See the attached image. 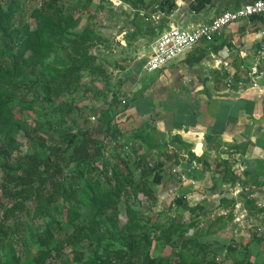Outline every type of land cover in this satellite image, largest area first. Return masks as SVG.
I'll return each instance as SVG.
<instances>
[{
    "label": "trees",
    "instance_id": "1",
    "mask_svg": "<svg viewBox=\"0 0 264 264\" xmlns=\"http://www.w3.org/2000/svg\"><path fill=\"white\" fill-rule=\"evenodd\" d=\"M92 2L80 6L65 0H0V264H223L207 239L227 227L233 210L217 216L215 229L198 227V218L208 215L214 202L191 205L177 198L183 212L154 224V231L137 230L134 215L129 225L118 227L116 209L122 196L115 183L122 173L111 164L114 151L105 157V139L115 141L122 161L130 160L131 152L138 154L139 147L130 152L121 143L128 127L116 122L112 104L101 110L95 126L87 119L73 120L70 128L59 126L72 111L62 98L82 88L85 72H106L92 52L101 39L96 23L81 26L82 13ZM111 4L102 0L98 10L110 11ZM119 100L118 93L112 95V102ZM29 111L50 118L29 120ZM20 133L31 143L29 153L19 154ZM138 168L143 180L161 171L158 164ZM219 171L224 179L233 175L231 170ZM141 190L150 198L159 193L144 184ZM256 202L245 197L250 209L264 211ZM236 203L228 192L217 207ZM105 223L112 232L107 230L110 239L102 241L101 252L89 240L98 239L94 235ZM82 243L88 244V255ZM154 243L170 246L172 254H154ZM218 246L238 250L226 243ZM239 252L234 264H264L262 248L254 259L248 243Z\"/></svg>",
    "mask_w": 264,
    "mask_h": 264
},
{
    "label": "crops",
    "instance_id": "2",
    "mask_svg": "<svg viewBox=\"0 0 264 264\" xmlns=\"http://www.w3.org/2000/svg\"><path fill=\"white\" fill-rule=\"evenodd\" d=\"M253 1L145 0L133 6L124 0L119 7L126 12L117 28L132 42L149 41V56L152 44L171 26L191 29ZM254 65L263 71L258 88L247 83L229 89L222 83L225 73L243 74ZM127 75L121 73L118 82L132 107L118 123L128 127L125 134L137 131L132 129L138 124H153L154 138L166 148L157 160L161 173L155 176L183 186L191 205L205 200L214 202L210 209L217 215L238 209L250 218H263L264 211L250 209L245 197L264 207V13L231 23L212 41L198 42L164 68L148 71L143 66ZM138 88L146 90L137 94ZM119 98L126 100L124 95ZM147 134L138 138L142 145L150 153H161L162 145ZM223 169L233 175L224 179ZM228 192L237 203L217 207Z\"/></svg>",
    "mask_w": 264,
    "mask_h": 264
},
{
    "label": "rangeland",
    "instance_id": "3",
    "mask_svg": "<svg viewBox=\"0 0 264 264\" xmlns=\"http://www.w3.org/2000/svg\"><path fill=\"white\" fill-rule=\"evenodd\" d=\"M65 1L79 3L80 6H82L87 0ZM101 4L102 0H93L92 4H90L82 13L81 26L88 22L96 23L97 26L95 29L96 32L100 34L101 39L93 46L92 52L97 56L98 62L103 65L106 72L102 75H92L85 72L82 88L62 98L63 102H69L72 111L59 124L61 128H70L73 120L79 119H87L89 124L95 126L99 123V114L101 110H107L108 106L111 104L114 119L116 122H120V120L127 115V110L132 107V99H130L131 97H129L127 93L123 92L124 89L118 82V78L124 71H126L128 74L127 76H129L134 74V72H137L139 68H143L149 54V41L146 40L135 43V41H131L132 38L128 37L125 31L119 33L120 30L117 28L118 20L122 19L121 16L126 11L123 7H118L119 10L112 9L113 11L110 9V11L106 9L99 11L98 7ZM106 6L109 7V4ZM103 22H107V24L104 26L100 25L103 24ZM228 76H230V74L225 73L221 80L226 87H228L226 85ZM246 80H248L246 78V72L243 74L235 73L232 79V87H237L239 86L240 81L246 82ZM143 81L145 82V78H142V83ZM142 89L144 88H138L136 93L138 94ZM144 90H146V88ZM113 92L118 93L119 96L124 95L127 103H123L120 101L121 99L118 102H112ZM28 114L29 120H32L35 116H38L40 120L50 118L46 115L39 116L32 111H29ZM94 116L96 117L93 118ZM150 124L145 126H139L138 124L139 127H134L132 130L138 131L141 127H143V130H139V132L131 131L124 135L121 140V143L125 142L127 144L128 147H126V150L130 152L135 146L139 147L140 154L138 153V158L134 157V154L131 153L130 160L122 161L120 159L121 157L118 156L120 148L113 147L115 141H112V138L110 139V137L105 139V142L107 140V143L109 142V145L106 143L105 151L107 152L105 153V157L108 156V153L111 154L114 151L116 155H114L113 159L116 160H111V164H116L122 173L119 175L118 179H116L115 183L119 185V193L122 196L121 201L117 205V217L115 218L119 228H123L122 226L125 224L129 225V217L134 215V220L136 222L135 225L138 227L137 230L154 231V224L166 223L169 221V218L177 216L179 213L183 212L181 208L177 207L175 199L184 198L190 203L189 199H191V196L187 197L188 193L184 192L183 186L178 185L177 183L175 184L174 181L170 182L169 179V181L167 180V182L163 183L164 181L161 182L163 179L156 177L155 174L153 178L152 175L144 180L141 178L140 170L142 168H138V165L145 166L148 164L150 167L155 166L157 160H162V155L164 156L166 150L161 139L154 138L155 128L153 127V124ZM75 125L76 124L73 126ZM143 133L150 134L149 140L157 141L162 145L160 148L161 153H150L146 150V147H144L138 139L142 138ZM19 139L22 142L19 154L29 153L32 146L27 137L20 133ZM1 140H4L2 135H0V141ZM168 150H170L169 147ZM16 154L18 155V153ZM99 162L101 163V161ZM127 162L128 164H126ZM129 171L130 173H128ZM164 180L166 179L164 178ZM141 184H144L146 187H150L159 193L155 198H150L141 190ZM180 187L182 189L179 190ZM184 215L186 218L189 217L188 213H184ZM233 215V218L226 228L219 231L217 229L212 238L207 239L208 242H211V253L214 252V248L217 249V251L214 252V255L223 264H234L235 257H240L241 252L239 251L243 249V245L246 243L250 244V256L252 259H254L255 255L260 251V245L262 244V246H264V217L261 218L256 216L250 218L249 215L238 209L233 212ZM217 216V213L214 210H211L208 215L198 218V227L211 230L212 228L215 229L219 227L218 222L214 223ZM137 222L139 225H137ZM107 230H109V233L112 232V227L109 223H105L103 229H97L94 236L98 239H95V241L93 239L89 240L90 242H94L93 247L99 248L101 252L104 251L101 245L102 241L106 242L110 239ZM89 241H87V243H89ZM87 243H82L80 246L85 255L89 254ZM222 243L229 244L238 250H236V252H228L225 249H220V246L218 245ZM152 250L154 254L161 256L172 254V248L163 243H154ZM261 257L264 258V255L262 254L260 258ZM58 264H63V262L59 261ZM71 264L77 263L73 261Z\"/></svg>",
    "mask_w": 264,
    "mask_h": 264
},
{
    "label": "built area",
    "instance_id": "4",
    "mask_svg": "<svg viewBox=\"0 0 264 264\" xmlns=\"http://www.w3.org/2000/svg\"><path fill=\"white\" fill-rule=\"evenodd\" d=\"M110 2L112 3L111 6L114 10H117L118 7L124 3V0H110ZM263 13L264 0H254L253 2L244 4L235 10H225L210 22L199 24L191 29L171 26L152 44V51L144 65L145 69L148 71H154L164 68L178 55L192 51L198 42L212 41L216 35L220 34L222 30L228 27L231 23ZM105 24H107V22H103V24L100 25L104 26ZM261 76H263V71H261L257 65L251 66L246 72V78L248 80H246V82L240 81L239 86L248 83L251 87L258 88L260 86L258 79ZM232 79L233 74H230L226 81V85L229 89L232 87ZM122 102L125 103L126 100L123 99ZM126 147L128 146L126 145ZM132 154H134V157L138 158L137 153Z\"/></svg>",
    "mask_w": 264,
    "mask_h": 264
}]
</instances>
